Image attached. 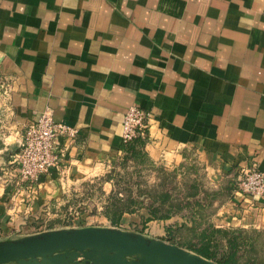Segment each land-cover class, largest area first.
Wrapping results in <instances>:
<instances>
[{"label":"crops","instance_id":"obj_1","mask_svg":"<svg viewBox=\"0 0 264 264\" xmlns=\"http://www.w3.org/2000/svg\"><path fill=\"white\" fill-rule=\"evenodd\" d=\"M0 78L11 117L0 125V240L100 226L180 246L185 230L207 225L264 229V198L235 184L252 163L264 172V0H0ZM133 105L148 112L146 159L197 182L207 211L191 203L157 219L142 206L113 222L98 210L59 226L82 184L121 157ZM45 109L77 135L60 139L59 165L27 201L10 159ZM103 186L104 207L114 188Z\"/></svg>","mask_w":264,"mask_h":264},{"label":"water","instance_id":"obj_2","mask_svg":"<svg viewBox=\"0 0 264 264\" xmlns=\"http://www.w3.org/2000/svg\"><path fill=\"white\" fill-rule=\"evenodd\" d=\"M0 264H218L119 227H65L0 240Z\"/></svg>","mask_w":264,"mask_h":264},{"label":"trees","instance_id":"obj_3","mask_svg":"<svg viewBox=\"0 0 264 264\" xmlns=\"http://www.w3.org/2000/svg\"><path fill=\"white\" fill-rule=\"evenodd\" d=\"M145 137H137L122 144L124 160L136 164L135 171H140L138 163L146 156L142 151ZM156 181L153 184H141L139 181L130 187L121 188L122 193H113L105 204L103 212L111 221H117L122 213L132 212L142 206L148 209L151 218H166L183 209L196 208V213L203 217L206 207L199 206L195 198L200 194L197 182L189 177L179 181L177 174L167 172L161 167L155 168ZM256 228H216L204 226L201 230L192 229L193 237L188 240L180 239V246L214 260L218 264H264V240L258 238L256 245L249 232L258 233ZM264 237V236H262ZM171 242H174L170 239Z\"/></svg>","mask_w":264,"mask_h":264},{"label":"built area","instance_id":"obj_4","mask_svg":"<svg viewBox=\"0 0 264 264\" xmlns=\"http://www.w3.org/2000/svg\"><path fill=\"white\" fill-rule=\"evenodd\" d=\"M147 121V111L130 106L123 114L121 143L126 144L139 136L146 137ZM76 135L77 129L56 121L50 109L42 111L25 126L18 150L12 154L10 163L17 172L18 187L25 189L27 201L36 193L41 175L59 165L65 150L60 139L72 140ZM235 184L236 189L248 197L264 198V172L253 163L239 169Z\"/></svg>","mask_w":264,"mask_h":264},{"label":"rangeland","instance_id":"obj_5","mask_svg":"<svg viewBox=\"0 0 264 264\" xmlns=\"http://www.w3.org/2000/svg\"><path fill=\"white\" fill-rule=\"evenodd\" d=\"M8 95L9 87L5 79L0 78V125L2 121L5 128H10L8 126L11 124V117L9 116L8 111ZM135 166L133 161L124 160L122 157L117 158L116 162L110 166H105L101 172L94 176L91 181H86L82 184L83 189L79 190L78 196L73 203V206L68 208L64 213L60 215L59 226H71L73 224L83 225L90 222L91 215H95L97 211H101L103 215V202L104 191L103 184L105 181H112L114 193L118 194L123 192L121 188L130 187L135 185L139 181L141 184H153L156 181L155 176V166H153L148 159L138 163V166H141L140 171H135ZM101 204V207H100ZM207 211L204 210V212ZM82 215H87L83 217ZM90 216V217H88ZM35 230L45 228L44 223L38 225H33ZM32 230V231H35ZM260 231L258 233L249 232L247 236H253L255 238L256 245L260 243V239L264 240V229H254ZM183 240H188L193 237V233L185 230L181 236ZM186 248V247H185Z\"/></svg>","mask_w":264,"mask_h":264}]
</instances>
